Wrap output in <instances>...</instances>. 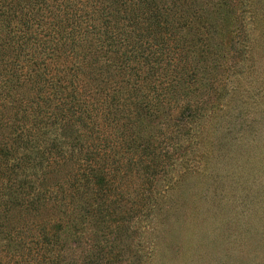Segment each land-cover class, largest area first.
Masks as SVG:
<instances>
[{"label":"trees","instance_id":"obj_1","mask_svg":"<svg viewBox=\"0 0 264 264\" xmlns=\"http://www.w3.org/2000/svg\"><path fill=\"white\" fill-rule=\"evenodd\" d=\"M231 148L264 161V0H0V264H152Z\"/></svg>","mask_w":264,"mask_h":264},{"label":"rangeland","instance_id":"obj_2","mask_svg":"<svg viewBox=\"0 0 264 264\" xmlns=\"http://www.w3.org/2000/svg\"><path fill=\"white\" fill-rule=\"evenodd\" d=\"M257 152L246 160L231 148L227 160L207 162L218 174L216 188L212 178L190 175L171 186L168 219L146 236L156 249L152 264H264V161L251 158Z\"/></svg>","mask_w":264,"mask_h":264}]
</instances>
